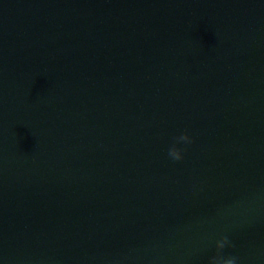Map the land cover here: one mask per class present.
Instances as JSON below:
<instances>
[{"label":"water","instance_id":"1","mask_svg":"<svg viewBox=\"0 0 264 264\" xmlns=\"http://www.w3.org/2000/svg\"><path fill=\"white\" fill-rule=\"evenodd\" d=\"M224 237L264 264V0H0V264H209Z\"/></svg>","mask_w":264,"mask_h":264},{"label":"clouds","instance_id":"2","mask_svg":"<svg viewBox=\"0 0 264 264\" xmlns=\"http://www.w3.org/2000/svg\"><path fill=\"white\" fill-rule=\"evenodd\" d=\"M188 144L191 143L190 137L185 133L175 138V143L170 147L168 155L175 161H180L182 157L183 149L177 147L179 144ZM229 246V241L227 237H224L217 241L216 249L217 254L211 258L209 264H236V257H224L221 255L222 250Z\"/></svg>","mask_w":264,"mask_h":264}]
</instances>
